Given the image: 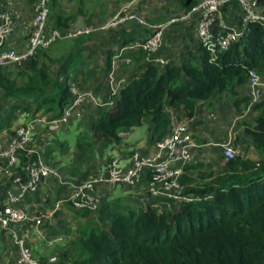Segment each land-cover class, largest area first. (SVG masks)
I'll list each match as a JSON object with an SVG mask.
<instances>
[{
	"label": "trees",
	"instance_id": "trees-1",
	"mask_svg": "<svg viewBox=\"0 0 264 264\" xmlns=\"http://www.w3.org/2000/svg\"><path fill=\"white\" fill-rule=\"evenodd\" d=\"M80 8L82 1L78 0ZM184 11L198 0H179ZM235 2V1H234ZM264 5V0H259ZM51 25L64 31L71 14L54 10ZM247 32L213 59L198 46L199 57L190 53L181 65L166 64L161 70L148 64L144 71L121 88L116 103L106 107L91 123L90 133L77 138L81 156L91 158L96 149L121 139L119 132L147 120L156 140L170 127L166 106L182 107L187 116L198 102L220 96L245 83L250 69L264 74V25L249 21ZM86 34L55 40L22 67L0 66V91L13 108L54 111L60 115L69 103V75ZM247 103V101H246ZM254 125L245 124L256 159L239 154L226 160V167L186 193L201 198L179 204L145 207L117 198L98 209H84L70 250L61 252L62 264H263L264 262V99ZM99 145L97 148L96 144ZM23 160V155L20 156ZM24 178V176H23Z\"/></svg>",
	"mask_w": 264,
	"mask_h": 264
},
{
	"label": "crops",
	"instance_id": "crops-1",
	"mask_svg": "<svg viewBox=\"0 0 264 264\" xmlns=\"http://www.w3.org/2000/svg\"><path fill=\"white\" fill-rule=\"evenodd\" d=\"M81 1L80 8L78 0H69L72 2L70 6L66 5V0H52L49 3L47 25L49 28H54L50 19L53 10L51 6L54 2L56 3L54 10H62L74 17L68 22V28L64 31L69 32L72 28L75 29L73 25L78 28H92V31L86 34L89 39L81 46V54L76 57L68 80L69 84L75 83L80 91L91 94L92 99L75 110L59 130L50 134L49 131L42 129L41 122L55 116L54 111L24 112L13 108L12 100L3 97L0 91V148L8 143L16 124L31 118L35 120V135L28 147L33 150V157L39 156L54 165L65 178L73 180L74 183L87 180L114 156L118 155L123 163H127L132 150H139L143 154L154 152L153 144L156 135L153 134L152 125L148 119L142 120L139 125L121 130L119 132L121 139L118 143H113L103 149H96L91 158L82 157L81 150L77 147V138L80 134L90 133L91 123L99 117L102 110L110 106L106 104L111 99L109 79H112L120 93L121 88L140 75L148 64H152L149 55L139 49L138 44L158 30V26L162 24L165 28L162 32L159 54L167 57L169 64L186 63L190 53L199 57L198 42L194 34L195 18L169 22L171 15L184 12L179 0ZM231 1L223 7V16L229 21L238 22L241 11L238 5H236V11ZM5 4L0 3V11L11 9L14 12V27L9 36L10 46L21 49L28 43L30 32L27 33V29H30L31 19L27 17L28 12L25 8L16 7L10 0H7ZM116 13H133L142 17L145 23L130 19L116 28H103V24ZM159 68L163 69V67ZM262 98L264 99V81ZM114 100L111 105L116 103L117 98L115 97ZM255 104L252 102L250 88L246 81L230 93L223 92L220 96L198 102L191 116H187L182 107L166 106L171 120L170 126L175 122H185L193 142V146L189 148L188 159L180 164L182 172L179 182L185 192L189 188L196 187L201 181L207 180L206 177L204 178L206 174L216 175L224 170L226 159L222 154V146L231 144L238 151L236 137L243 135L250 137L245 130L244 123L254 125V120L260 112ZM249 114H253L254 117H247ZM49 135H53V138ZM248 139L251 140V138ZM98 145L99 143L95 147L97 148ZM249 148L250 154L245 156L256 159L257 154L251 146ZM25 153L23 150L18 152V161L16 160L10 175H0V198L3 197L12 174L25 176L23 170ZM21 155H23V160L20 159ZM55 159H59L60 162ZM4 162L5 158L0 156V164ZM169 164L175 165L176 163L170 162ZM150 189V173L147 171L141 175L134 186L97 185L94 191L99 196L98 209L102 208L106 202L117 198L125 199L128 204L139 207H145L147 204L158 206L162 203V197L151 196ZM72 193L71 188L62 186L56 179L46 178L41 182L37 192L27 196L22 202V206L30 217L39 216L41 219V223L37 225L27 220L13 226L34 257L45 258L53 254V245L48 234H56L60 230L58 224L60 226L64 224L59 221L58 217L65 215V223L74 218L76 221L80 218L72 205ZM175 204L179 203L175 202ZM68 226L70 227L68 229L72 230L73 225L69 223ZM42 240L46 242L48 240L49 244ZM18 257L19 248L12 231L0 226V264H18Z\"/></svg>",
	"mask_w": 264,
	"mask_h": 264
},
{
	"label": "built area",
	"instance_id": "built-area-1",
	"mask_svg": "<svg viewBox=\"0 0 264 264\" xmlns=\"http://www.w3.org/2000/svg\"><path fill=\"white\" fill-rule=\"evenodd\" d=\"M51 1L37 0L34 5L29 40L26 46L21 49L11 47L9 43V36L14 27V12L11 9L0 11V66L10 64L22 67L36 55L39 49L48 47L55 40L92 31V28L89 27L81 28L74 33L49 28L47 20ZM230 1L200 0L189 10L173 17L170 22L195 18L194 34L198 46L208 50L210 58L213 59L217 51H226L231 44L246 34L249 21H258L264 25V5L259 0H235L241 11L238 22L229 21L223 16V7ZM130 19L145 23L142 17L133 13H116L102 27L116 28ZM164 28L165 25H159L158 30L138 44V48L149 55L151 63L158 67L169 64V59L159 54ZM247 83L252 102L261 101L263 99V81L257 69L249 70ZM109 90L111 99L106 104L112 106L111 104L114 103L115 97L118 98L119 93L111 78L109 79ZM69 91L71 98L62 113L41 122L42 129L49 131L50 134L59 130L75 110L92 99L91 94L80 91L75 83L69 84ZM34 126L35 120L31 118L16 124L12 129L8 143L0 148V156L5 158V162L0 164V175L5 176L12 173L13 166L18 159V152L20 150L26 152V159L23 162L24 178L19 174H12L3 197L0 198V226L13 233L19 248L18 264H62L56 254L45 258L34 257L13 228L15 224L27 220L33 221L36 225L41 223L39 216L30 217L28 215L22 202L27 196L37 192L41 182L46 178L56 179L62 186L72 189L71 201L76 210L87 209L91 212H95L99 207V196L94 191L95 186L112 187L118 184L134 186L141 175L147 171L150 173L151 196L171 199L178 203L201 198L200 195L186 193L179 182L182 172L180 164L188 159L189 148L193 146L185 122L173 123L161 139L155 140L152 154H143L139 150H132L127 163H123L118 155L114 156L105 166L99 168L81 183H74L73 180L65 178L54 165L39 156L33 157V150L28 147V144L35 135ZM49 137L53 138V135H49ZM48 142L50 143V141ZM222 147V154L226 160L237 155L236 149L231 144H224ZM170 162L176 164L170 165Z\"/></svg>",
	"mask_w": 264,
	"mask_h": 264
},
{
	"label": "rangeland",
	"instance_id": "rangeland-1",
	"mask_svg": "<svg viewBox=\"0 0 264 264\" xmlns=\"http://www.w3.org/2000/svg\"><path fill=\"white\" fill-rule=\"evenodd\" d=\"M6 1L7 0H0V3L1 4H4V5H6L5 3H6ZM36 1L37 0H10V2L12 3V4H14L16 7H18V8H25L26 10H27V12H28V14H27V17H30V19L32 20V18H33V12H32V6L36 3ZM200 1V0H199ZM66 5H68V6H70L71 4L70 3H72V2H69V0H66ZM231 4H232V6L234 7V9L237 11V4H234V2H232L231 1ZM4 5H3V7H4ZM172 13H176V12H172ZM26 15V14H25ZM175 16H178V14H175V15H171L170 17H169V19L171 18H173V17H175ZM29 19V18H28ZM168 19V20H169ZM171 19L169 20V22L171 21ZM171 23V22H170ZM50 25V24H49ZM48 26V25H47ZM73 27H75V29L74 28H72L71 30H69V32H76V31H78V30H80L81 28H78L76 25H73ZM28 32H30V29L28 30L27 29V33ZM30 34V33H29ZM260 75H261V78L263 79V81H264V74H261V73H259ZM80 115L82 116V114L80 113ZM252 116V117H251ZM77 117V116H76ZM247 117H250V118H253L254 117V115L253 114H249V115H247ZM81 118V117H80ZM243 120H245V119H243ZM246 121V120H245ZM242 137H245V139H242ZM242 137H236V139H237V142H236V145H238V151L236 150V152H237V154H238V152H239V155H242V156H244V157H246L245 155H249L250 154V148H249V146H250V139H248V138H251V137H247L246 135H243ZM248 140H250V141H248ZM56 161H59V159H55ZM60 162V161H59ZM109 202V201H108ZM130 205H134V204H130ZM135 206V205H134ZM94 213V215H98L99 213H98V209L95 211V212H93ZM64 216L65 215H61L60 217H58V219H59V221H62V222H64V224L63 225H61L60 226V224H58V226H59V231L56 233V234H51V233H49L48 234V236L49 237H51L50 238V240H51V244L53 245V254H56L58 257H59V260L61 261V252L63 251V250H70L71 249V245H70V241L72 240V238H73V235H74V233H71V234H68L67 232H66V229H68V228H70L68 225H69V223L71 224V225H73V228H72V230H73V232L75 231V225L77 224V222L79 221V220H74V219H72V220H70V222L69 221H67V223H65V219H64ZM55 238H60L59 240H57V241H54L53 239H55ZM42 241H44L46 244L48 243V240H47V242H46V240H42ZM44 243V244H45ZM49 244V243H48Z\"/></svg>",
	"mask_w": 264,
	"mask_h": 264
},
{
	"label": "water",
	"instance_id": "water-1",
	"mask_svg": "<svg viewBox=\"0 0 264 264\" xmlns=\"http://www.w3.org/2000/svg\"><path fill=\"white\" fill-rule=\"evenodd\" d=\"M18 161V160H17Z\"/></svg>",
	"mask_w": 264,
	"mask_h": 264
}]
</instances>
